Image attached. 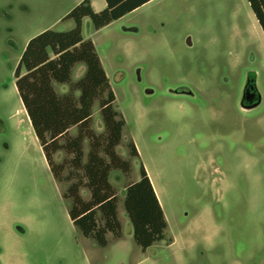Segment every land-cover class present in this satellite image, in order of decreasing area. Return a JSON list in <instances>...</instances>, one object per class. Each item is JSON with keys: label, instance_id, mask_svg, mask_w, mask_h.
Instances as JSON below:
<instances>
[{"label": "rangeland", "instance_id": "374dc122", "mask_svg": "<svg viewBox=\"0 0 264 264\" xmlns=\"http://www.w3.org/2000/svg\"><path fill=\"white\" fill-rule=\"evenodd\" d=\"M80 1L0 0V264H264V34L248 2L149 0L99 29L83 18L125 121L116 151L128 158L132 139L138 152L129 175L110 173L122 234L100 246L69 218L14 79L28 39L72 28L63 17ZM92 126L103 129L97 103ZM141 164L166 220L144 250L123 207Z\"/></svg>", "mask_w": 264, "mask_h": 264}, {"label": "trees", "instance_id": "16d2710c", "mask_svg": "<svg viewBox=\"0 0 264 264\" xmlns=\"http://www.w3.org/2000/svg\"><path fill=\"white\" fill-rule=\"evenodd\" d=\"M104 1L105 6L94 11L90 0H81L63 17L73 20L72 28L45 29L30 37L14 69L17 93L49 169L58 182L66 183L62 196L69 200L68 216L83 236L100 246L107 244V233L114 238L122 234L110 173L119 170L129 175L131 159L138 152L132 139L127 142L128 158L116 151L125 121L113 106L109 79L93 42L83 38L81 25L88 17L93 28L99 29L149 0ZM246 1L264 34V0ZM77 64L84 69L73 80ZM55 84L67 88L57 92ZM94 103L99 108L101 132L92 126ZM59 153L63 156L57 161ZM82 188L87 198L81 195ZM123 207L136 245L144 250L163 239L166 220L142 164L139 179L124 186Z\"/></svg>", "mask_w": 264, "mask_h": 264}, {"label": "flooded vegetation", "instance_id": "af4514ba", "mask_svg": "<svg viewBox=\"0 0 264 264\" xmlns=\"http://www.w3.org/2000/svg\"><path fill=\"white\" fill-rule=\"evenodd\" d=\"M258 98V94L252 83L249 81V84L247 85L245 89V95H244V104L250 105L254 101H256Z\"/></svg>", "mask_w": 264, "mask_h": 264}, {"label": "water", "instance_id": "95a60500", "mask_svg": "<svg viewBox=\"0 0 264 264\" xmlns=\"http://www.w3.org/2000/svg\"><path fill=\"white\" fill-rule=\"evenodd\" d=\"M249 81L252 83V79H249L247 76V82L244 84L243 89H242V95H241V99H240V104L244 107V108H251L255 105H257L259 103V96L257 98L256 101H254L253 103H251L250 105H245L244 102V95H245V89L247 87V85L249 84ZM176 92V91H175Z\"/></svg>", "mask_w": 264, "mask_h": 264}, {"label": "crops", "instance_id": "0c3cea01", "mask_svg": "<svg viewBox=\"0 0 264 264\" xmlns=\"http://www.w3.org/2000/svg\"><path fill=\"white\" fill-rule=\"evenodd\" d=\"M90 3H91V6L93 5V2L90 0ZM105 6V1L102 0V3L99 4L98 8H96L95 10L97 9H102L103 7ZM94 8V7H93ZM76 67V66H75ZM59 85H64V84H59ZM65 91V90H64ZM71 130V129H70Z\"/></svg>", "mask_w": 264, "mask_h": 264}]
</instances>
